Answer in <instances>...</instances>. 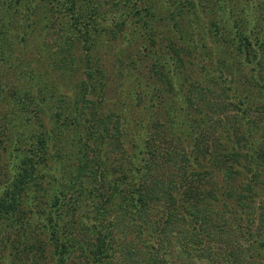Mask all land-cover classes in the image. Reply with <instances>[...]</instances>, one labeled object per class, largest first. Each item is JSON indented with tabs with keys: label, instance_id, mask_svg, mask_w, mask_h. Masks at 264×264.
<instances>
[{
	"label": "trees",
	"instance_id": "1",
	"mask_svg": "<svg viewBox=\"0 0 264 264\" xmlns=\"http://www.w3.org/2000/svg\"><path fill=\"white\" fill-rule=\"evenodd\" d=\"M111 1L125 7L112 26L104 0H0V51L23 44L39 2L46 32L57 31L40 50L82 48L75 63L56 64L77 66L78 78L69 105L47 120V92H13L19 108L10 114L28 134L17 129L0 144V157L20 166L8 182L0 171V264H264V0ZM127 17L132 36L147 37L156 75L146 96L136 91L154 117L135 121L150 128L139 149L126 148L122 117L104 110L106 70L92 52L130 40ZM63 166L73 188L44 207L47 190L32 173L58 179Z\"/></svg>",
	"mask_w": 264,
	"mask_h": 264
},
{
	"label": "rangeland",
	"instance_id": "2",
	"mask_svg": "<svg viewBox=\"0 0 264 264\" xmlns=\"http://www.w3.org/2000/svg\"><path fill=\"white\" fill-rule=\"evenodd\" d=\"M111 2V0H104L101 10L107 11V13L103 12L106 16L105 22L107 25L110 24L112 26V22L108 18L111 16H116L120 11L124 10L125 7H119V5L117 4H114L112 6ZM124 2L129 3L127 0H124ZM19 3L20 8H27V3L23 2V0H20ZM45 6H47L45 3L39 2L34 9L44 10L43 13L39 12L33 17L28 16L27 20L25 19V21H30L31 23L30 27L27 28V30H29L30 32L26 34L27 38L24 39L23 44L19 46L18 49H11L12 47H9L11 46V44L8 43V46L0 51V114L6 112V116L0 118L1 145H5V142L8 139L9 135H14L17 132V129L18 136L21 134L22 137H26L28 134V132L25 130V127L20 128L22 124L18 123L20 119L15 120V118L17 117L16 114H10L16 112V110L18 111L19 107L14 105L18 102V92L26 90V88L31 91H33L34 88H38L40 90V93L44 91L47 92V96H50V98L42 102L46 107H48V113H46L47 120L50 116L53 115L54 111H56L59 106H67V104L69 105L71 93L70 89L72 87L71 85L72 83H75L78 78L77 66L74 68L70 66L65 70L58 69L56 67V64L62 57L67 56V58L71 59V61L74 63L77 61V58L79 57V50H82V48H80L79 42H77V39L75 41L77 42L75 44L76 52L78 51L77 53L73 51V53L68 52L67 54H65L62 49V52L59 53L58 49L55 48H46L40 50V46L42 43H44L45 45L48 42L49 44H52L55 41V35L57 33V31L54 30V27L53 29H51V32H46L47 28L46 26H44V23L47 21V15L44 9ZM110 11H112V13H109ZM18 19L19 18H17V20ZM124 26L125 27L123 28L124 30L122 32L128 33V35L130 36V40H109L105 45L93 44V42L92 52L98 55L101 64L103 63L104 65V67H102L104 68V70H106L104 75H106L107 80L105 81L106 85L104 90L106 97L105 99H107L108 104H104V110L109 112L112 111V113L114 111L118 113L120 117H122L123 131H125V140H127L128 142L125 144L126 148L128 149L133 146V148L135 147L139 149L141 147H144L143 145H141V143L146 141L145 134L146 131L150 128L148 126L146 127L145 125L144 127L136 126L135 121L137 120L139 122V120H141L143 123H146L154 120V117L150 114L152 108L144 107L143 109L141 107L143 102H141L140 104L138 103L136 99V91H140L144 96H146L145 93L150 89L149 84H147L146 80L154 79L156 75L150 73L148 68L150 59L149 55L146 53V48L148 46L146 42L147 37H144V34L141 35V32H138V36H132L130 30L132 29L133 25L131 24V21H129V17H127V22ZM70 32H72L73 34L71 35L72 38L75 37L72 29ZM79 35L81 36L80 30ZM5 37L7 41H13L10 37V34L5 35ZM101 41L104 42L105 38H101ZM137 51L139 53L141 52L142 56L137 55ZM139 57L145 59L140 61ZM12 59H14L17 63L14 67L11 66ZM72 64L73 63H71V65ZM156 69L159 70L158 67H156ZM25 70L32 74L31 80H17V78H19V76L21 75L20 73H23ZM73 71H75L76 73H73V75H71ZM161 85L164 86L162 79ZM14 90L18 92L14 94ZM10 93L13 94L14 97H10ZM119 100L122 101L120 105L123 106H119V109H117L118 106H114V104L116 105V103L114 102H118ZM151 106L152 105H150V107ZM32 115H34V113L32 112L26 113L27 119H32ZM257 133H255L254 135H257ZM67 134L68 133L66 132V130L64 131L63 127L61 137H66ZM26 145L27 150L35 149L33 145ZM136 145H138V147ZM49 159L50 158H47L46 161L49 162ZM1 161L2 165L4 164L5 166H3L0 171L5 172L4 180L6 182H8V176L10 177V179H13L15 174L16 176H18L17 173L20 169L19 165L12 166L11 164H9L10 159L6 157H0V162ZM11 169H15L14 175L11 174ZM60 170L61 176L58 179H53L52 176H49L48 174H42V179L37 180V175L43 172L36 169L32 173L31 181H40L38 182L39 185L41 184L47 190V196L45 197V202L43 204L44 207L46 206V203L50 201V199L54 197H62V191H59L60 187H66L69 191L71 190V188H73V186H66L67 179L64 178L63 174L65 173L64 166L61 167ZM87 174L88 173H85L83 175V183L86 186L91 183V178ZM263 178L264 176L262 177V179ZM0 179H2L1 176ZM46 181H48L47 184H45ZM89 197L91 198L92 196ZM89 197L86 198L85 206L89 204Z\"/></svg>",
	"mask_w": 264,
	"mask_h": 264
}]
</instances>
